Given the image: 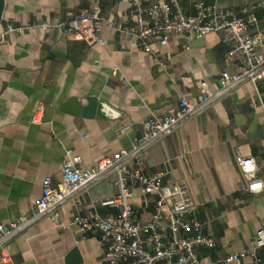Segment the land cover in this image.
Returning a JSON list of instances; mask_svg holds the SVG:
<instances>
[{
	"label": "crops",
	"instance_id": "crops-1",
	"mask_svg": "<svg viewBox=\"0 0 264 264\" xmlns=\"http://www.w3.org/2000/svg\"><path fill=\"white\" fill-rule=\"evenodd\" d=\"M196 1L233 9L264 2L178 4L183 13L193 14ZM129 8V0H4L0 31L8 25L32 27L0 40V223L33 213L42 180H59L66 148L80 156L81 167L93 168L101 158L129 147L151 111L162 113L182 97L194 100L200 80L214 86L221 71L231 70L227 45L218 33L188 42L174 35L164 46L153 40L150 52L140 50L133 38L115 29L131 23ZM83 9L110 23L102 25L101 45L66 38L59 26L48 32L35 27L44 21L61 23ZM254 14L264 48V6ZM90 95L120 115L84 117L62 109L69 98L85 104ZM39 102L44 105L42 120L33 123ZM262 114L264 85L245 82L148 148L144 172L158 170L164 181L186 183L196 204L190 216L199 223L196 231L213 238L212 247L195 248L200 264H219L233 252L252 247L256 230L264 228V187L249 191L235 160L237 155L253 157L264 185ZM119 128H124L122 133H117ZM113 179L108 174L80 190L73 204L59 208L57 222L44 215L12 238L13 264H64L74 247L81 264H107L99 231L82 234L72 218L92 209L114 213V208L98 204L116 193ZM154 198L134 188L129 203L137 220L149 219ZM259 254L264 264V250ZM249 263L248 256H241L230 264Z\"/></svg>",
	"mask_w": 264,
	"mask_h": 264
},
{
	"label": "built area",
	"instance_id": "built-area-1",
	"mask_svg": "<svg viewBox=\"0 0 264 264\" xmlns=\"http://www.w3.org/2000/svg\"><path fill=\"white\" fill-rule=\"evenodd\" d=\"M129 4L128 18L131 23L115 29L133 38L140 50L150 52L153 40L164 46L174 35H181L188 42L218 33L227 45L226 58L231 70L221 71L214 86L206 80H200L194 100L182 97L162 113L151 111L143 121L141 134L132 138L129 147L101 158L93 168L81 167L80 156L71 148H66L59 180L53 183L48 176L42 180L41 194L35 201L33 213L18 216L7 224L0 223L1 264H13L9 248L12 238L44 215H49L52 221L57 222L58 210L64 203L73 204L80 190L108 174L114 175L112 184L116 187V193L99 200L98 204L116 211L103 215L92 209L83 215L75 212L72 218L82 234L91 230L99 231L106 246L107 264H200L195 248L214 245L212 237L196 231L199 223L190 217L196 204L187 184L164 181V173L158 170L145 173L144 163L148 148L154 142L241 84L250 82L256 88L264 85V48L254 14V10L264 6V2L233 9L196 1L193 14L183 13L178 0H129ZM104 23L110 25L105 17L83 9L61 23L44 21L35 27L48 32L59 26L66 38L101 45ZM30 27L8 25L0 31V40L10 32H23ZM43 110L44 105L39 102L31 118L33 123L41 122ZM123 130L119 128L117 133ZM235 160L248 182V190H262L264 185L256 175L254 158L237 155ZM255 185L260 187L256 188ZM137 186L144 193L155 196L153 210L147 221L137 220L129 203ZM192 229L196 231L194 234L190 233ZM259 250H264L262 227L256 230L252 247L233 252L219 264H230L241 256H248L249 264H261Z\"/></svg>",
	"mask_w": 264,
	"mask_h": 264
},
{
	"label": "water",
	"instance_id": "water-1",
	"mask_svg": "<svg viewBox=\"0 0 264 264\" xmlns=\"http://www.w3.org/2000/svg\"><path fill=\"white\" fill-rule=\"evenodd\" d=\"M3 7L4 0H0V20ZM62 109L71 114L84 117L116 118L120 115V112L111 107L107 102L93 95L86 96L85 104L80 103L76 97H71L63 104ZM64 264H81V259L75 247L65 256Z\"/></svg>",
	"mask_w": 264,
	"mask_h": 264
},
{
	"label": "snow or ice",
	"instance_id": "snow-or-ice-1",
	"mask_svg": "<svg viewBox=\"0 0 264 264\" xmlns=\"http://www.w3.org/2000/svg\"><path fill=\"white\" fill-rule=\"evenodd\" d=\"M256 188H259L260 186L259 185H255Z\"/></svg>",
	"mask_w": 264,
	"mask_h": 264
}]
</instances>
